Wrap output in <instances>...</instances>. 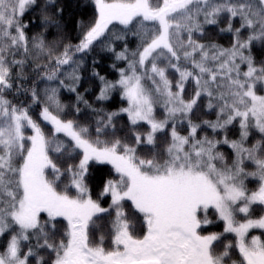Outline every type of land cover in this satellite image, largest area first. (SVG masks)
Returning a JSON list of instances; mask_svg holds the SVG:
<instances>
[{"label":"snow or ice","instance_id":"obj_1","mask_svg":"<svg viewBox=\"0 0 264 264\" xmlns=\"http://www.w3.org/2000/svg\"><path fill=\"white\" fill-rule=\"evenodd\" d=\"M0 264H264V0H0Z\"/></svg>","mask_w":264,"mask_h":264},{"label":"trees","instance_id":"obj_2","mask_svg":"<svg viewBox=\"0 0 264 264\" xmlns=\"http://www.w3.org/2000/svg\"><path fill=\"white\" fill-rule=\"evenodd\" d=\"M106 65H107V61L105 62V66L101 68V71H102V72H106V71H108ZM109 78H112V76L110 75ZM104 171H106V169H105ZM99 175H100V173H97V176H99ZM105 206H106V205H105Z\"/></svg>","mask_w":264,"mask_h":264},{"label":"rangeland","instance_id":"obj_3","mask_svg":"<svg viewBox=\"0 0 264 264\" xmlns=\"http://www.w3.org/2000/svg\"><path fill=\"white\" fill-rule=\"evenodd\" d=\"M254 234H258V233H254Z\"/></svg>","mask_w":264,"mask_h":264}]
</instances>
